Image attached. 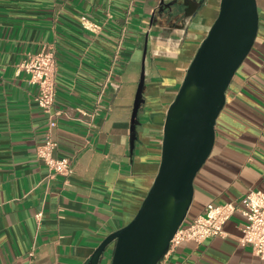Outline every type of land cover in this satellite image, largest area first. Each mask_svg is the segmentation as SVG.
Listing matches in <instances>:
<instances>
[{"label": "crops", "instance_id": "1", "mask_svg": "<svg viewBox=\"0 0 264 264\" xmlns=\"http://www.w3.org/2000/svg\"><path fill=\"white\" fill-rule=\"evenodd\" d=\"M257 2L258 35L228 87L186 222L210 202L240 199L250 188L264 191V0ZM156 3L0 0V264H85L101 241L127 222L157 162L155 153L153 163L134 162L130 149L147 16ZM199 11L185 18L183 41L147 43V77L155 81L151 85L159 89V99H148L147 106L158 105L137 127L144 134H162L160 125L211 19H197ZM82 15L101 24V30L82 26ZM43 50L53 51L57 61L54 126L36 101L37 85L26 71L17 72L28 53ZM48 132L58 143L54 155L70 158L69 175L50 176L37 155ZM159 143L149 139L153 151ZM137 165L144 170L132 194ZM242 221L235 213L224 224L225 235L184 241L161 264H264L239 243Z\"/></svg>", "mask_w": 264, "mask_h": 264}, {"label": "water", "instance_id": "2", "mask_svg": "<svg viewBox=\"0 0 264 264\" xmlns=\"http://www.w3.org/2000/svg\"><path fill=\"white\" fill-rule=\"evenodd\" d=\"M183 5L175 16L188 17L190 3L183 0ZM198 15L201 21L211 19L160 125L162 134L157 136L137 129L158 105L155 101L147 106L148 99H159V89L146 80L145 48L133 104L130 149L134 162L144 158L153 163L155 153L154 173L144 179L146 187L131 207L127 222L108 234L85 264H158L188 216L195 178L213 150L228 87L255 43L260 20L257 0H208ZM169 17L174 19L173 14ZM151 137L161 139L157 151L149 144ZM135 168L132 194L144 170L140 165Z\"/></svg>", "mask_w": 264, "mask_h": 264}, {"label": "built area", "instance_id": "3", "mask_svg": "<svg viewBox=\"0 0 264 264\" xmlns=\"http://www.w3.org/2000/svg\"><path fill=\"white\" fill-rule=\"evenodd\" d=\"M81 24L92 32H99L102 28L101 24L90 20L86 15H82ZM21 71H26L30 81L37 85L36 101L49 115L50 126L56 125L54 115L58 111L54 110L57 83L55 53L45 50L28 53L26 58L17 64V72ZM57 146V141L53 139L51 132H48L45 142L37 148L38 157L47 164L52 177L71 173L70 158L54 155ZM237 212L243 217L239 224V243L251 247L257 256L264 259V191L255 188L248 189L243 197L237 200L208 203L203 213L196 215L190 222L185 220L175 233L168 251L184 241L202 242L214 236L225 235L224 224ZM40 215L41 213L37 214ZM161 261L158 264H161Z\"/></svg>", "mask_w": 264, "mask_h": 264}, {"label": "flooded vegetation", "instance_id": "4", "mask_svg": "<svg viewBox=\"0 0 264 264\" xmlns=\"http://www.w3.org/2000/svg\"><path fill=\"white\" fill-rule=\"evenodd\" d=\"M189 3L191 7L188 10L187 20L191 15V18L195 16L200 7L203 5L204 0H192ZM181 7V0H157V3L154 5L147 16L150 27L147 33L148 36L146 39V43L154 40L155 38H159V40H164L165 42L177 43L182 38V35L186 34L188 28L187 20H185L182 14L179 16H175V14L181 10ZM183 8L185 7L183 6ZM170 14L174 15V19L171 20V18L169 17ZM155 20H162V22H159L160 25H157ZM183 20L185 23L182 22ZM168 22L173 23V28H170V24H166ZM162 25L163 27L161 28ZM181 40L183 41V39ZM145 48L148 49V44H145ZM151 73L156 74L157 71L154 70L151 71ZM146 80L149 81L150 84L154 85L155 81H150V79H148L147 77V70Z\"/></svg>", "mask_w": 264, "mask_h": 264}]
</instances>
